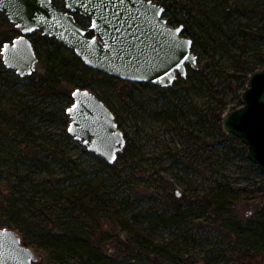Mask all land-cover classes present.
<instances>
[{"label": "rangeland", "instance_id": "obj_1", "mask_svg": "<svg viewBox=\"0 0 264 264\" xmlns=\"http://www.w3.org/2000/svg\"><path fill=\"white\" fill-rule=\"evenodd\" d=\"M153 1L162 5L161 0ZM175 1L180 3L177 9L166 11L165 17L172 26H184L178 20L189 17L196 33L193 52L198 68L187 66V77H180L170 87L172 91L141 85L130 96L122 88H90L115 112L126 136L125 149L134 145L129 159L118 158L115 169L71 135L67 137L69 123L64 125L62 117L65 114L70 122L66 111L73 100L68 103L62 97L45 96L33 79L9 72L0 53V217L12 216L29 199L38 210L78 223V214L63 210L64 193L91 201L113 200L127 218L136 216L137 227L151 239L204 255L207 233L197 223L205 216L169 224L164 219L171 215V203L193 199L216 182L236 187L264 185V173L242 151V141L226 138L218 130L222 124L218 115L222 113L223 118L227 111L243 105L246 85L242 82L247 73L252 67L264 68V0ZM55 4L64 9L61 0ZM12 30L19 31L0 13V34L18 36ZM184 35L193 39L185 26ZM44 49L37 51L40 60L45 58ZM62 52L71 56L73 51L66 47ZM44 71L39 61L36 74ZM67 87L72 93L76 90ZM28 105L50 113L51 120L40 114L23 119L20 110ZM17 176L27 178L21 182ZM23 196L24 200L19 199ZM249 208L244 207L245 211ZM32 211L27 210V215ZM123 264L148 262L129 259Z\"/></svg>", "mask_w": 264, "mask_h": 264}, {"label": "water", "instance_id": "obj_2", "mask_svg": "<svg viewBox=\"0 0 264 264\" xmlns=\"http://www.w3.org/2000/svg\"><path fill=\"white\" fill-rule=\"evenodd\" d=\"M0 0V13L21 31L1 47L3 64L21 78L36 71L39 57L30 35L41 31L75 52L83 63L121 80L173 87L198 68L193 39L172 26L165 7L153 0ZM89 18L81 25L74 14ZM91 34L92 36H89ZM66 113L68 133L89 152L114 165L126 147L115 113L94 92L76 89ZM243 105L222 118L225 133L247 147L249 160L264 173V68L250 75ZM37 252L18 231L0 228V264H36Z\"/></svg>", "mask_w": 264, "mask_h": 264}, {"label": "trees", "instance_id": "obj_3", "mask_svg": "<svg viewBox=\"0 0 264 264\" xmlns=\"http://www.w3.org/2000/svg\"><path fill=\"white\" fill-rule=\"evenodd\" d=\"M161 2L165 13L175 12L180 4L175 0ZM182 6L188 10L184 3ZM178 21L184 24L185 32L193 37L194 44L196 33L189 17ZM12 32L20 34L17 30ZM14 36V33L0 34V46L11 41ZM30 38L37 51L45 48V58L40 60L45 71L25 79H33L34 86L45 96L62 97L71 103L73 93L67 85L76 89L95 86L112 90L122 88L121 92L130 96L134 88L150 85L121 80L91 69L74 51L71 56L65 55L62 52L66 48L63 44L40 32L30 35ZM254 68L247 73L242 86L247 85L248 75L255 71ZM163 90L172 91V88ZM19 114L23 119L29 114L52 118L50 113L31 105L22 107ZM221 121L222 113L218 115V122ZM62 123H69L65 114ZM218 130L224 137L239 142L237 137L224 132L222 124H219ZM67 137L71 138L70 135ZM241 149L247 152L245 145H241ZM132 151L134 145L124 149L118 158L129 159V152ZM54 153L52 151L47 154L50 156ZM93 156L115 169V164L109 165L103 159ZM17 178L22 182L27 177ZM63 196L66 197L63 210L78 214V223L65 222L58 213L49 214L45 210H38L35 202L29 199L23 201V208L15 211L12 216L0 217V225L18 231L23 244L40 254L41 261L36 264H123L129 259H145L148 264H261L264 261V185L236 187L216 182L204 188L203 193L193 199L185 197L171 203V215L164 219L169 224L183 223L190 217L198 219L205 216L197 223L207 233L203 237V241L208 244L204 255L180 251L171 243H158L151 239L150 235L142 233L137 227L136 216L127 218L121 206L113 200L99 198L91 201L78 194L64 193ZM20 198L24 200L25 197ZM246 206L252 208L245 211ZM27 210H33L32 215H27Z\"/></svg>", "mask_w": 264, "mask_h": 264}, {"label": "flooded vegetation", "instance_id": "obj_4", "mask_svg": "<svg viewBox=\"0 0 264 264\" xmlns=\"http://www.w3.org/2000/svg\"><path fill=\"white\" fill-rule=\"evenodd\" d=\"M54 1V3L57 1V0H53ZM62 1V0H61ZM62 3H63V6L65 7V3L62 1ZM56 5V4H55ZM56 6H58L59 8H60V6L59 5H56ZM60 9H62V8H60ZM62 10H64V9H62ZM74 16H75V18L83 25V26H86V25H88L89 24V22H90V20H89V18H87V17H84V16H82V15H80L79 13H75L74 14ZM15 25V24H14ZM20 31V30H19ZM38 32H40V33H42L41 31H38ZM36 33V32H35ZM43 34V33H42ZM21 35V31H20V34L18 35V36H20ZM18 36H16V37H18ZM89 36H92L91 34H89ZM16 37H14V38H16ZM30 37V36H29ZM13 38V39H14ZM12 39V40H13ZM31 39V38H30ZM11 40V41H12ZM11 41H7V42H11ZM33 42V41H32ZM4 43H6V42H4ZM3 43V44H4ZM2 44V45H3ZM34 44V43H33ZM2 45H1V47H2ZM36 49V48H35ZM36 52H37V49H36ZM0 53H1V48H0ZM37 55H38V52H37ZM2 56V55H1ZM38 57H39V55H38ZM3 61V60H2ZM39 61H40V58H39ZM39 63V62H38ZM38 65V64H37ZM6 68V67H5ZM7 69V68H6ZM37 69V68H36ZM8 70H10V69H8ZM11 71H13V70H11ZM13 72H15V71H13ZM34 73H36V71L34 72ZM33 73V74H34ZM15 74L17 75V73L15 72ZM32 76V75H31ZM31 76H26V77H23V78H21V79H24V78H27V77H31ZM19 77V76H18ZM90 90V89H89ZM93 92V91H92ZM102 100V99H101ZM103 101V100H102ZM106 104V103H105ZM107 105V104H106ZM108 106V105H107ZM109 107V106H108ZM110 108V107H109ZM112 110V109H111ZM113 111V110H112ZM114 112V111H113ZM116 115V114H115ZM116 119H117V117H116ZM126 137V136H125ZM93 154V153H92ZM93 155H95V154H93ZM96 156V155H95Z\"/></svg>", "mask_w": 264, "mask_h": 264}]
</instances>
